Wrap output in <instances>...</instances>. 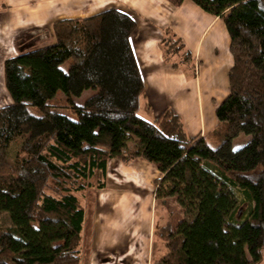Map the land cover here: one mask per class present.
Wrapping results in <instances>:
<instances>
[{"label": "trees", "instance_id": "obj_1", "mask_svg": "<svg viewBox=\"0 0 264 264\" xmlns=\"http://www.w3.org/2000/svg\"><path fill=\"white\" fill-rule=\"evenodd\" d=\"M185 1L167 0L174 8ZM190 1L223 21L234 60L208 138L189 137L172 109L154 121L140 115L145 85L131 13L112 8L58 21L54 44L5 61L11 104L0 109V264H82L81 199L106 189L111 161L138 158L161 172L154 197L171 212L156 231L165 252L151 264L263 261L264 0ZM166 35V61L190 64L181 39ZM89 90L95 93L76 103ZM241 135L250 139L234 149ZM134 139L135 150L127 151Z\"/></svg>", "mask_w": 264, "mask_h": 264}, {"label": "crops", "instance_id": "obj_2", "mask_svg": "<svg viewBox=\"0 0 264 264\" xmlns=\"http://www.w3.org/2000/svg\"><path fill=\"white\" fill-rule=\"evenodd\" d=\"M25 1L33 12L19 8L16 14L20 20L28 18L30 25L39 24V27L52 28L59 20L85 19L112 8L131 13L137 22L131 44L145 85L140 115L154 121L163 111L172 109L182 118L189 137L208 138L216 129V109L229 95V72L234 65L230 36L222 20L190 0L179 8L166 0ZM5 2L11 6L8 0ZM166 32L181 39L183 52L192 56L190 64L179 59L176 61L179 68H174L166 61L163 46ZM27 41L19 40V51L14 49L15 55L8 60L39 49ZM43 47L46 46L40 48ZM118 171L122 182L108 176V188L110 183L115 185L111 193H98L95 203L89 205V209L96 207L95 235L93 249L85 261L81 257L82 264H151L165 252L153 248L158 225L156 230L155 199L148 194L155 180L162 178L161 172L142 158L129 165L120 162ZM120 188L133 189L134 194L130 198L116 191Z\"/></svg>", "mask_w": 264, "mask_h": 264}, {"label": "rangeland", "instance_id": "obj_3", "mask_svg": "<svg viewBox=\"0 0 264 264\" xmlns=\"http://www.w3.org/2000/svg\"><path fill=\"white\" fill-rule=\"evenodd\" d=\"M3 1L5 4V7L3 9H0V109L7 107L11 104V100L9 98V95H8V92L6 90L5 83H4L3 65H4V62L6 60H8V58L10 56L15 55L14 49H16V51H19L18 50V45L20 44L19 40L28 39L27 42H29L30 45H32L33 47H37V48H40L42 46H48V45L54 43L56 40L55 36H54V32H53V26H52V28L46 27V26L39 27V24L30 25V21L28 20V18H26V20H23V19L20 20V17L18 16V14H16L17 10H19V8L28 9V10H25L27 13H29L31 11L33 12V10L30 9V4L27 5L25 0H8L11 6H7L5 0H3ZM56 2H58V0H54L52 3H56ZM94 93L95 92L93 90L86 91L81 97L75 99L76 103L83 104ZM60 97H62V96L60 95ZM59 112L65 113V114L69 113L65 110H60ZM249 139H250V137H248L246 135L239 136L237 139L234 140L233 148L234 149L242 148L243 146H245L247 144ZM135 142L136 141L134 139L128 144L127 151H134L135 150ZM209 142L211 143L212 148L218 147V144H217V142H215V140L211 139V140H209ZM18 149H19V146H17V145L12 147V149H11V157L12 158L15 157ZM134 161L124 163V164L129 165ZM119 165H120L119 161H111L109 164L108 176L111 178H114L116 180V182L121 183L122 179L121 180L119 179L120 176H119V171H118ZM126 177L128 179L133 178V177H128V176H126ZM158 180H155V182L153 184L152 192L148 193V194H150V196H151L150 198H152V199L155 196V191L157 189V181ZM106 184H107V187L105 190H99V189L94 190L93 189V190H90L89 192L86 193L85 198L81 197L82 198L81 201H82L84 207L86 208V213H87L86 214V220L84 223V229H83V233H82L83 239H82V242L80 245L81 257L84 261L88 258L87 256H88L89 252L93 249L94 235H95L93 218H94V211H95L96 207L94 208V206H93V208L89 209V205L91 206L92 204L95 203V200L97 199L98 193H100V194L102 192H110L111 193L110 190L115 185H112V183H110L109 188H108V177H107ZM125 186H126V184H125ZM118 187H120V186L118 185ZM116 191H119L120 193L126 194L130 198H131V195L134 194L132 192L133 189H130V188L129 189L120 188L119 190H116ZM141 195H143L144 198H146V195H144V193H142ZM154 199H155V197H154ZM153 205L155 208L153 220H154L155 228L157 230V227H156L157 225H158V229H161L168 222L169 215L171 212L162 208L161 205L159 204V202H157L156 200L154 201ZM170 209L174 212H177L180 208L175 202H171V208ZM3 225L5 227L10 225V222H9L7 215H3ZM155 237H156V234H155ZM153 246H154L153 248L156 250L158 248L164 249V244H162L156 238L154 239V245ZM102 260H106V258H102ZM260 264H264V255H263V261Z\"/></svg>", "mask_w": 264, "mask_h": 264}]
</instances>
